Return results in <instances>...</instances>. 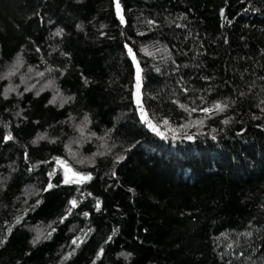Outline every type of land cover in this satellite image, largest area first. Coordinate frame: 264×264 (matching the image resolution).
<instances>
[{"label": "trees", "instance_id": "1", "mask_svg": "<svg viewBox=\"0 0 264 264\" xmlns=\"http://www.w3.org/2000/svg\"><path fill=\"white\" fill-rule=\"evenodd\" d=\"M0 264H264V0H0Z\"/></svg>", "mask_w": 264, "mask_h": 264}, {"label": "rangeland", "instance_id": "2", "mask_svg": "<svg viewBox=\"0 0 264 264\" xmlns=\"http://www.w3.org/2000/svg\"><path fill=\"white\" fill-rule=\"evenodd\" d=\"M64 170L67 173V175L69 177H71L74 180H80L83 178V175L77 173L76 171H74L72 168H70L68 165L63 164Z\"/></svg>", "mask_w": 264, "mask_h": 264}, {"label": "water", "instance_id": "3", "mask_svg": "<svg viewBox=\"0 0 264 264\" xmlns=\"http://www.w3.org/2000/svg\"><path fill=\"white\" fill-rule=\"evenodd\" d=\"M151 129H153V127H151Z\"/></svg>", "mask_w": 264, "mask_h": 264}]
</instances>
